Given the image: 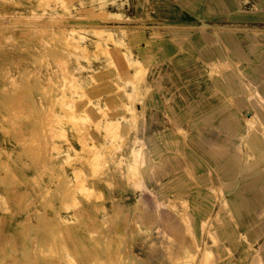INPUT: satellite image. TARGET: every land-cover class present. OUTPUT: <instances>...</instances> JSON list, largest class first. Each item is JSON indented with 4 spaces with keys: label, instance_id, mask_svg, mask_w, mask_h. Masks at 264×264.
<instances>
[{
    "label": "rangeland",
    "instance_id": "obj_1",
    "mask_svg": "<svg viewBox=\"0 0 264 264\" xmlns=\"http://www.w3.org/2000/svg\"><path fill=\"white\" fill-rule=\"evenodd\" d=\"M115 1L127 17L90 0H0V264H202L215 242L213 264H264V231L239 229L225 198L264 190V0H200L181 21L178 0ZM72 25L113 35L73 42L60 32ZM126 54L148 68L139 92ZM185 246L196 260L175 259Z\"/></svg>",
    "mask_w": 264,
    "mask_h": 264
},
{
    "label": "bare ground",
    "instance_id": "obj_2",
    "mask_svg": "<svg viewBox=\"0 0 264 264\" xmlns=\"http://www.w3.org/2000/svg\"><path fill=\"white\" fill-rule=\"evenodd\" d=\"M115 3L116 1L113 0ZM56 2V1H55ZM91 5L96 9V11L98 13L101 14H110L113 17L117 18V19H123L125 17H127V11L125 10V8L121 7L118 4V10L117 11H111L108 10L109 9V5H110V0H90ZM249 0H239V5H247L249 4ZM89 5V4H88ZM20 19V18H19ZM202 20V19H201ZM206 25V24H205ZM2 29V28H1ZM44 30V29H43ZM46 30V29H45ZM50 30V29H48ZM41 31V30H40ZM60 32H64L65 33H69L70 34V40H72L73 42H76L80 39H85L88 35V33L94 34V35H98V36H109L111 37L113 34L109 31L106 30L104 28H99V27H91V28H85L83 26H79V25H72L68 28L65 29H60ZM43 34H45L44 32H42ZM48 33V32H47ZM46 33V35H47ZM122 33H124V31H122ZM1 34V33H0ZM50 34V33H49ZM59 35V34H58ZM57 35V36H58ZM62 35V34H61ZM39 36V35H38ZM11 37V36H10ZM10 37H8L10 39ZM234 37V36H233ZM7 38V39H8ZM13 38V37H12ZM19 38V36L16 34L14 35V41H16ZM60 38H62L60 36ZM6 39V40H7ZM58 39V38H57ZM184 39V38H183ZM5 40V39H4ZM11 40V39H10ZM13 41V40H11ZM7 42V41H6ZM9 42V41H8ZM71 42V41H70ZM121 42H122V38H121ZM42 45V44H41ZM44 46V45H43ZM228 50V49H227ZM57 51V50H56ZM106 52V51H105ZM52 53V52H51ZM62 53V52H61ZM53 54V53H52ZM60 55V54H59ZM67 57V56H66ZM55 58V57H54ZM57 58V57H56ZM99 58V57H98ZM36 59V58H35ZM94 60V59H93ZM100 60V59H99ZM58 62V61H57ZM62 63V62H61ZM110 63V62H109ZM122 63L124 65L125 70L123 72H126V70H128L129 68H133L135 69V77L132 78V82H134L135 86L134 89L135 91L141 90V86H142V82H143V77L147 74L148 72V68L146 66L143 65L142 62H139L135 59H133L131 56L129 55H124L123 59H122ZM71 64V63H70ZM64 65V63H63ZM68 65V64H67ZM106 65V64H105ZM222 65V64H221ZM224 65V64H223ZM227 65V64H225ZM35 67V66H34ZM66 69V68H65ZM120 74V73H119ZM115 77V76H114ZM31 78V77H30ZM37 80V79H36ZM50 82V81H49ZM27 83V82H26ZM26 85V84H25ZM14 87V85H13ZM15 88V87H14ZM245 90H246V97H253V99L257 100V94L252 92V88L248 83H245ZM13 95V94H12ZM128 97H130L128 95ZM19 98V97H18ZM23 100V99H22ZM17 101V100H16ZM262 101V100H261ZM260 106L263 108L264 110V104L262 105L261 103H259ZM136 108V107H135ZM142 109V108H141ZM136 120L138 121V119L136 118ZM250 122V126L252 127V131H254L255 129V121L252 119H249ZM248 122V124H249ZM47 123V122H46ZM154 124V123H153ZM48 125V124H47ZM121 123L118 120H111L107 123V134L108 136H120V132H121ZM251 131V132H252ZM253 133V132H252ZM249 135V134H248ZM44 137V136H43ZM244 139V138H243ZM255 141V140H253ZM245 146H246V141H245ZM38 148V147H37ZM32 149V148H31ZM88 149V151H90L91 153H95L96 149L94 148H86V150ZM142 147H138V149L133 148L131 151H129L128 153V169L131 172V177L134 180H137L138 177H140V173L139 170L141 168L140 165H142L143 162L140 163L143 152H142ZM50 150V149H49ZM72 150V153L78 154V150L75 149L74 147L70 148V151ZM45 153V152H44ZM42 154V153H41ZM45 157V155H43ZM47 156V155H46ZM43 157V158H44ZM70 158L73 159V156L70 155ZM246 163V159L245 162ZM245 165V164H244ZM246 166V165H245ZM244 166V167H245ZM188 168V167H187ZM243 170V169H242ZM78 175V174H77ZM241 175V174H240ZM50 177V176H49ZM217 178V177H216ZM218 180V179H217ZM64 181L67 185L71 186V180L69 178H64ZM140 182V181H138ZM63 184V183H62ZM106 184V183H105ZM143 184V183H142ZM60 185V184H59ZM73 185L75 189H79L82 188V184L81 181L78 180L77 183H74ZM220 185V184H219ZM184 186V185H183ZM182 186V187H183ZM228 186V185H227ZM133 190L135 192H142L143 191V186L139 183L135 184L133 186ZM87 192H94L95 190L92 188H88L86 189ZM100 194V193H99ZM101 199L103 198L102 195L99 196ZM220 203V202H219ZM145 207H147V204H144ZM73 206V205H72ZM78 206V205H77ZM65 211V209L63 210ZM61 212V211H60ZM62 213V212H61ZM152 220L154 222H158L161 218V214L158 212H156L155 214H153V216H151ZM206 222V221H205ZM212 236V235H211ZM52 238V237H51ZM35 240V239H34ZM89 240V239H88ZM36 242V241H35ZM34 242V243H35ZM33 243V244H34ZM45 243V242H44ZM218 244L215 242L213 243V245H208L206 246V248L203 250L202 254H201V261L202 264H213L216 262L215 259V254L218 251ZM34 248V246H33ZM44 249V246L42 244V242L40 241L37 245V249L36 252L37 254H40L42 252V250ZM250 249V248H249ZM33 251V250H32ZM25 254V253H24ZM33 254V253H32ZM224 255V252H223ZM32 256V255H31ZM27 257V256H26ZM30 257V256H29ZM28 257V258H29ZM34 257L36 258V256L34 255ZM175 259H190V260H196L197 255H194V247L193 249L190 247L185 246L183 249H181L180 251L176 252L174 254ZM32 258V257H31ZM30 258V259H31ZM94 258V264H102L103 261L101 259H99L96 255L93 256ZM120 262H122L123 264H139V260L137 259L136 256L131 255L128 257H121L119 258ZM33 260V259H32ZM36 261V260H35ZM181 261V260H180ZM22 262V261H21ZM60 262V261H57ZM26 263V262H25ZM28 263V262H27ZM64 263V262H63ZM191 263V262H190ZM188 263V264H190ZM22 264V263H21ZM60 264V263H59ZM62 264V263H61ZM118 264V263H117ZM185 264V263H184Z\"/></svg>",
    "mask_w": 264,
    "mask_h": 264
},
{
    "label": "crops",
    "instance_id": "obj_3",
    "mask_svg": "<svg viewBox=\"0 0 264 264\" xmlns=\"http://www.w3.org/2000/svg\"><path fill=\"white\" fill-rule=\"evenodd\" d=\"M202 4L200 0H178L177 5L181 7L182 10L177 11V15L173 18V21H181L182 19H191L194 17V5ZM215 1H207L204 6L207 7L212 16L218 15H228L225 10L214 9L216 6ZM238 116H234L231 124H234L231 129H227L226 132L230 133L237 132ZM248 182L256 181V179H247ZM257 188V186H254ZM250 187V189H239L230 192L225 196L226 201L230 206H236V221L238 223V228L242 230H253V231H264V190L255 189ZM260 244L264 245V232L260 237Z\"/></svg>",
    "mask_w": 264,
    "mask_h": 264
},
{
    "label": "built area",
    "instance_id": "obj_4",
    "mask_svg": "<svg viewBox=\"0 0 264 264\" xmlns=\"http://www.w3.org/2000/svg\"><path fill=\"white\" fill-rule=\"evenodd\" d=\"M122 3H124V1H122Z\"/></svg>",
    "mask_w": 264,
    "mask_h": 264
}]
</instances>
